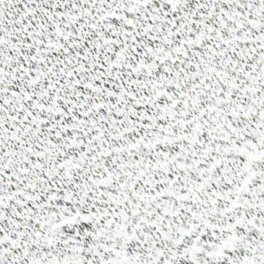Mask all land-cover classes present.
I'll return each instance as SVG.
<instances>
[{
    "label": "snow or ice",
    "instance_id": "1",
    "mask_svg": "<svg viewBox=\"0 0 264 264\" xmlns=\"http://www.w3.org/2000/svg\"><path fill=\"white\" fill-rule=\"evenodd\" d=\"M0 264H264V0H0Z\"/></svg>",
    "mask_w": 264,
    "mask_h": 264
}]
</instances>
